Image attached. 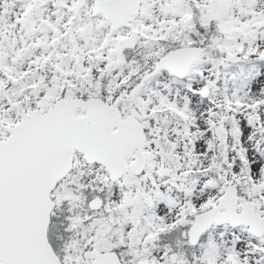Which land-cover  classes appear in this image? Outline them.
<instances>
[{
    "label": "snow or ice",
    "instance_id": "obj_1",
    "mask_svg": "<svg viewBox=\"0 0 264 264\" xmlns=\"http://www.w3.org/2000/svg\"><path fill=\"white\" fill-rule=\"evenodd\" d=\"M0 264H264V0H0Z\"/></svg>",
    "mask_w": 264,
    "mask_h": 264
}]
</instances>
